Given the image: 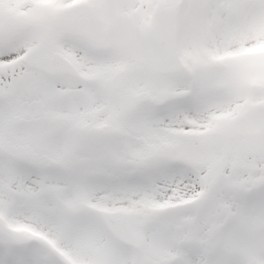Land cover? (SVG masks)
Returning <instances> with one entry per match:
<instances>
[{
    "label": "snow or ice",
    "instance_id": "1",
    "mask_svg": "<svg viewBox=\"0 0 264 264\" xmlns=\"http://www.w3.org/2000/svg\"><path fill=\"white\" fill-rule=\"evenodd\" d=\"M129 77L83 0H0V264H264V0Z\"/></svg>",
    "mask_w": 264,
    "mask_h": 264
},
{
    "label": "rangeland",
    "instance_id": "2",
    "mask_svg": "<svg viewBox=\"0 0 264 264\" xmlns=\"http://www.w3.org/2000/svg\"><path fill=\"white\" fill-rule=\"evenodd\" d=\"M93 8L98 21L109 28V46L122 65L135 59L136 47L156 10L168 6L183 10L180 14V49H207L218 37L219 22L208 10V0H83ZM163 78V77H162ZM162 78L146 76L140 80L155 82Z\"/></svg>",
    "mask_w": 264,
    "mask_h": 264
},
{
    "label": "water",
    "instance_id": "3",
    "mask_svg": "<svg viewBox=\"0 0 264 264\" xmlns=\"http://www.w3.org/2000/svg\"><path fill=\"white\" fill-rule=\"evenodd\" d=\"M86 26L89 31L99 35L106 45L108 31L97 23L90 8L85 5ZM176 11L167 7L158 10L150 28L139 45L138 59L129 67L124 68L126 74L133 78L143 73L163 76V72L151 62L152 57L166 58L176 47L177 38Z\"/></svg>",
    "mask_w": 264,
    "mask_h": 264
}]
</instances>
